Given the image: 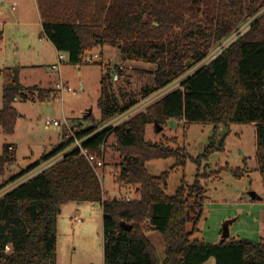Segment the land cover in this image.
<instances>
[{
  "label": "trees",
  "instance_id": "trees-1",
  "mask_svg": "<svg viewBox=\"0 0 264 264\" xmlns=\"http://www.w3.org/2000/svg\"><path fill=\"white\" fill-rule=\"evenodd\" d=\"M37 4L43 35L59 52L67 53L70 63L79 64L86 53L108 44L119 48L123 62L156 66L142 98L177 80L179 86L124 123L99 130L140 101L126 98L121 87L106 84V77L113 80L112 70H103L97 100L101 120L81 128L78 135L88 136L87 152L100 159L109 137L115 136L120 153L115 180L120 187L134 186L138 196L112 197L87 158L78 149L69 151L0 198V264H58V218L69 201L101 204L104 264H203L211 257L216 264H264V241L193 238L207 194L200 168L193 183L183 176L176 192L168 194L173 167L153 174L146 165L174 158V167L184 168L190 156L176 140L146 138L148 125L156 121L163 128L171 118L215 126L253 123L257 169L264 181V11L260 12L264 0H37ZM250 18L254 20L243 36L201 64L214 45ZM35 90L16 76L4 84L0 126L5 134L15 132L19 117L15 100L34 98ZM38 90L40 99H49L51 90ZM90 118L94 119L92 113ZM70 143L61 141L12 180L64 152ZM11 147L3 146L0 172L15 160ZM193 159L199 162V157ZM122 221L131 229L123 228ZM150 231L162 234L164 259L148 237Z\"/></svg>",
  "mask_w": 264,
  "mask_h": 264
},
{
  "label": "rangeland",
  "instance_id": "rangeland-1",
  "mask_svg": "<svg viewBox=\"0 0 264 264\" xmlns=\"http://www.w3.org/2000/svg\"><path fill=\"white\" fill-rule=\"evenodd\" d=\"M11 4H16L14 9ZM1 30L4 39L0 43V109L3 86L15 76L24 85L35 86L36 95L30 99L15 100L19 117L13 134H5L0 126V155L4 144L13 143L17 148V160L4 165V170L0 172V193L44 167L45 163L12 180L15 174L49 152L56 142H61V127H47V119H67L71 125L79 128L99 123L101 110L97 100L101 95L104 73L101 61L82 64L78 70L75 64L65 60L59 69L53 68L58 53L53 43L42 37L37 0H0ZM96 51H102L103 62L113 67L122 65L124 69L121 73L117 68L118 80L106 77L105 83L113 84L114 88L121 87L120 93H124L126 98L134 96L144 99L142 90L152 84L156 66L143 61L123 62L119 48L112 45H104ZM59 81L69 84L72 90L58 91L55 84ZM178 86L177 80L171 89ZM38 87L44 88L47 93L51 90L49 99L39 98ZM120 97L126 99L122 94ZM89 110L94 119L85 116ZM146 138L152 141L176 140L190 155L184 168L174 167V158L155 159L146 163L153 174L173 167L168 178V194L176 192L183 176L193 183L198 168L205 175L202 179L207 188L204 213L193 235L194 239L219 242L224 238V224L229 221L227 239L264 241V181L257 169L256 128L253 123L234 122L229 126L221 123L215 126L209 122L188 124L171 118L160 132L154 124H149ZM103 152L104 165L99 172L104 190L112 197L136 198L138 194L134 186L120 187L115 180L116 171L120 170V153L113 134L104 145ZM193 157H199V162ZM61 209L58 218L57 263L104 264L101 204L69 201ZM148 237L164 259L165 242L162 234L150 231ZM203 264H216V259L211 257Z\"/></svg>",
  "mask_w": 264,
  "mask_h": 264
},
{
  "label": "built area",
  "instance_id": "built-area-1",
  "mask_svg": "<svg viewBox=\"0 0 264 264\" xmlns=\"http://www.w3.org/2000/svg\"><path fill=\"white\" fill-rule=\"evenodd\" d=\"M12 8H14V5H12ZM262 10H264V8ZM253 20H254V18H250V19L246 20L245 22L240 24L238 27H236L227 37H225L224 39L219 41L216 45H214L213 46L214 48L212 47L213 49L210 50L211 52H209V54L201 62V64L203 65V64L208 63L210 60H212L213 58H215L216 56L221 54L223 51H225L227 49V47L229 45H231L234 41H236L241 36H243L244 33L250 28ZM67 59H68V55L66 52H58L57 62L53 64V68L58 69ZM102 59H103L102 54L100 52L94 50L92 52L86 53V55L83 57L81 62L79 64H75V65L81 66L82 64H90V63H94L96 61H101L102 65H103V70L104 71L112 70L113 80H115V81L118 80L119 74L117 72V68H123V66L120 65L119 67L118 66L113 67L109 63L103 62ZM114 70H116V71H114ZM172 84L173 83H171L170 85L166 86L163 89H160L156 92H153L149 96L145 97L144 99H141L139 102L132 105L126 111L113 116L111 119L104 122V124L100 126L99 130H101L103 128H107L109 126H115V125L122 124L125 121H127L128 119H130L131 117H133L134 115H136L137 113L144 111L149 104L153 103L156 100L157 97L162 96V93H164L166 91L169 92V91L173 90V89H171ZM55 87L60 92L72 90L71 86L69 84H67L66 82H63V81L57 82L55 84ZM165 94H163V95H165ZM45 124L48 127L49 126L61 127V129H62V133H61L62 140L61 141H71V143L69 144V146L66 148V150L64 152L57 154L56 156L50 158L49 160L43 161L38 167H40L44 163H45V166L43 165L44 167H42L40 170H42L45 167H47L48 165L53 164L54 162L58 161L69 151L78 149L80 151V154L85 156L87 158V160L91 163V165L99 172V170L104 165V161H103L104 159L103 158L100 159L95 154L87 152V149L84 146V141L88 138V136L80 137L78 135V132L81 128L71 125L67 119H63V120H61V119H47L45 121ZM11 149H13V147H11ZM47 162H48V164H47ZM40 170H38V171H40ZM38 171H36L35 173H37ZM118 172L119 171H116L115 175H117ZM28 173H26V174H28ZM35 173H33L30 176H27L26 179L21 180L20 182L15 184L13 187L17 186L18 184H20L23 181H26L31 176H33ZM99 174H100V172H99ZM19 178H17V179H19ZM13 187L11 186L10 188H6V190L4 192L0 193V198H2L5 195V193L8 192ZM78 220H80V218H78Z\"/></svg>",
  "mask_w": 264,
  "mask_h": 264
},
{
  "label": "water",
  "instance_id": "water-1",
  "mask_svg": "<svg viewBox=\"0 0 264 264\" xmlns=\"http://www.w3.org/2000/svg\"><path fill=\"white\" fill-rule=\"evenodd\" d=\"M91 113H92V111L89 110V111L86 112L85 116L89 117ZM154 125L156 126V129H157L158 132L163 130V126L160 125L157 121L154 123ZM252 194L254 195V192H252ZM121 225L125 229H128V230L131 229V225L127 224L125 221H122ZM223 237L224 238H228L229 237V221L224 224Z\"/></svg>",
  "mask_w": 264,
  "mask_h": 264
},
{
  "label": "crops",
  "instance_id": "crops-1",
  "mask_svg": "<svg viewBox=\"0 0 264 264\" xmlns=\"http://www.w3.org/2000/svg\"><path fill=\"white\" fill-rule=\"evenodd\" d=\"M12 5H14V8H15V6H16V4H11V7H12ZM37 6H38V4H37ZM13 8V9H14ZM38 10H39V8H38ZM39 19H40V25L42 26V20H41V16H40V12H39ZM43 28V27H42ZM42 31V30H41ZM1 32H2V39H1V42L3 41V39H4V33H3V31L1 30ZM42 37L43 38H47L46 36H44L43 35V33H42ZM0 42V43H1ZM56 49V48H55ZM56 51H57V53L59 52L57 49H56ZM102 54V56H103V53H101ZM58 55V54H57ZM57 62V61H56ZM76 67H77V69L78 70H80V68H81V66H78V65H75ZM60 68V67H59ZM58 68V69H59ZM38 88H41V87H38ZM82 88V87H81ZM42 89H44V88H42ZM182 121L185 123V120L184 119H182ZM168 122V121H167ZM48 127V126H47ZM82 128H84V127H82ZM58 143H60V142H56L54 145H57ZM10 145H12L13 146V149H11V151L13 150V152H14V154H15V161L17 160V157H16V153H17V148H16V146L13 144V143H9ZM45 154V153H44ZM147 168H148V170H149V167L147 166ZM150 171V170H149ZM13 187V186H12ZM4 189H6V188H4Z\"/></svg>",
  "mask_w": 264,
  "mask_h": 264
}]
</instances>
